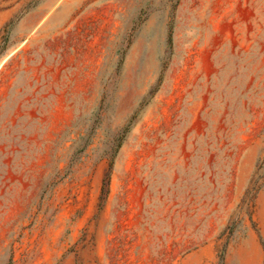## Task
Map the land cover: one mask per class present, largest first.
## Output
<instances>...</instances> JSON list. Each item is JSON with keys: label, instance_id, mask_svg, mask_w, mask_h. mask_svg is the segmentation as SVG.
<instances>
[{"label": "rangeland", "instance_id": "374dc122", "mask_svg": "<svg viewBox=\"0 0 264 264\" xmlns=\"http://www.w3.org/2000/svg\"><path fill=\"white\" fill-rule=\"evenodd\" d=\"M221 253L264 264V0H0V264Z\"/></svg>", "mask_w": 264, "mask_h": 264}, {"label": "bare ground", "instance_id": "6f19581e", "mask_svg": "<svg viewBox=\"0 0 264 264\" xmlns=\"http://www.w3.org/2000/svg\"><path fill=\"white\" fill-rule=\"evenodd\" d=\"M94 1H95V0H94ZM104 5H105V4H104ZM71 19H72V18H71ZM90 19H91V18H90ZM75 20H76V19H75ZM76 21H77V20H76ZM89 22H90V21H89ZM87 25H88V24H87ZM87 25H86V27H87ZM91 26H92V24H91ZM111 38H112V37H111ZM105 45H106V44H105ZM166 153H167V152H166ZM244 249H246V248H244ZM248 250H249V249H248ZM243 252H244V251H243ZM243 252H241V253H243ZM245 252H247V250H246ZM245 252H244V253H245ZM253 253H254V254H252V255H255V251H254ZM246 254H247V253H246ZM246 254H245V255H246ZM248 254H249V253H248ZM245 255L243 254L242 256L244 257ZM249 255H251V254H249ZM249 255H247V256L249 257ZM256 255H257V254H256ZM250 257H251V256H250ZM253 257H254V256H253ZM253 257H252V260L254 261ZM245 258H246V257H244V259H245ZM244 259H243V260H244ZM255 259H256V258H255ZM243 260H242V261H243ZM245 260H246V259H245ZM245 260H244V261H245ZM244 261H243V262H244ZM247 261H248V259H247ZM249 261H250V260H249ZM251 262H252V261H251ZM244 264H245V262H244ZM247 264H248V263H247ZM253 264H254V263H253Z\"/></svg>", "mask_w": 264, "mask_h": 264}, {"label": "trees", "instance_id": "16d2710c", "mask_svg": "<svg viewBox=\"0 0 264 264\" xmlns=\"http://www.w3.org/2000/svg\"><path fill=\"white\" fill-rule=\"evenodd\" d=\"M223 263V257H222V253L221 255L219 256V263L218 264H222Z\"/></svg>", "mask_w": 264, "mask_h": 264}]
</instances>
